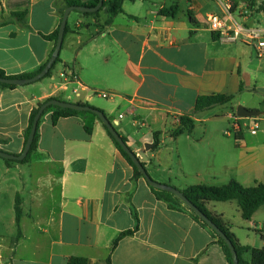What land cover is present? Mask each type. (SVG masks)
I'll use <instances>...</instances> for the list:
<instances>
[{"label": "crops", "instance_id": "1", "mask_svg": "<svg viewBox=\"0 0 264 264\" xmlns=\"http://www.w3.org/2000/svg\"><path fill=\"white\" fill-rule=\"evenodd\" d=\"M69 1L0 0V69L7 76L34 73L48 63L56 43L44 36L60 28ZM175 1L126 0L110 25L106 9L97 18L73 11L52 76L0 87V150L20 155L33 110L57 98L104 111L135 153L154 144L158 134L160 147L147 152L146 169L162 184L183 191L232 180L245 187L264 183V59L251 46L220 41L208 26L210 16H225L229 6L236 17L247 9L248 23L260 24L264 0H177V16H161ZM81 86L78 98L73 92ZM214 94L234 99L195 113L198 98ZM239 105L256 115L239 120L237 139L226 131ZM184 116L193 118L194 130L174 137ZM199 123H205L203 132L194 138ZM4 189L13 196L10 210L19 199L23 216L18 239V231L8 241L0 235V264H68L74 257L107 264L109 256L112 264H230L190 211L170 208L145 178L134 177V168L92 114L54 124L49 113L27 162L0 158V223ZM261 208L245 220L236 201L207 204L244 248L264 247ZM253 226L261 240L252 237ZM136 227L112 251L119 235ZM244 259L250 261L251 254Z\"/></svg>", "mask_w": 264, "mask_h": 264}, {"label": "trees", "instance_id": "2", "mask_svg": "<svg viewBox=\"0 0 264 264\" xmlns=\"http://www.w3.org/2000/svg\"><path fill=\"white\" fill-rule=\"evenodd\" d=\"M126 0H105L103 8L97 12V13H83L84 16L86 17H99L101 12L106 9L108 14H109V20H108V25L113 23V20L115 17L123 13V5ZM130 1H136V0H130ZM255 2V0H253ZM99 3V0H89L87 3H81L80 1L73 0L69 1L68 5L69 6H86V7H95ZM179 4L178 1L176 0L174 5L171 7H165L160 10V15L165 16V17H176L177 14L179 13ZM23 15V14H21ZM60 29V28H59ZM59 29L56 30L52 35L49 36H44L45 39L54 41L57 43L58 41V36H59ZM70 32V27L67 25L66 29V35ZM61 61V55L57 59L56 63L53 65V68L47 75V77H51L53 74V69L55 66ZM46 65L42 66L38 71L34 73H29V74H24L20 76H7L6 73L0 69V77L5 78H31L38 73H40ZM46 77V78H47ZM0 87L2 88H10L14 89L17 88V86L14 85H6V84H1ZM54 99V98H50ZM48 99V100H50ZM57 99V98H56ZM234 97L233 96H225V95H220V94H214L210 96H201L198 98L196 107H195V113H200L206 110H209L215 106H223L230 104L233 101ZM47 100V101H48ZM45 103V102H44ZM40 103L38 105V108H35L31 114L30 117V123L29 127L26 130L25 133V141L27 142L31 128L34 122V118L36 114L38 113L39 108L44 104ZM79 104H85V103H79ZM85 105L91 106L88 103ZM92 107V106H91ZM96 110H100L98 108L92 107ZM102 111V110H100ZM104 112V111H103ZM52 113V121L54 124H57L58 121L62 118H69V117H78L81 115H86V114H92L95 117L99 119V117L94 114L93 112H80L77 110L73 109H64L60 107H49L45 113L43 114L44 118L47 114ZM42 120V119H41ZM40 120V122H41ZM100 120V119H99ZM101 121V120H100ZM40 125V123H39ZM105 126V125H104ZM194 120L191 116H184L181 118V124L180 127H178L172 135L174 137L184 135V134H191L194 130ZM109 136L112 138L114 141L116 147L119 149V151L122 153V155L128 160L130 165L134 168V177L135 178H144V176L140 173V171L137 169L135 164L133 163L132 159L129 157V155L122 149L120 144L116 141L114 136L110 133L108 128L105 126ZM89 130V129H88ZM123 139L125 142L128 143V140L125 136H123ZM237 139H239V134H237ZM38 141H39V127L38 131L36 133L35 140L32 144L31 151L29 155L22 161V162H27L32 153L37 150L38 146ZM1 143V142H0ZM160 139L159 135L155 134L154 135V148L153 150H156L160 147ZM7 163L14 162L12 160H6ZM146 166V164H145ZM152 190L154 191L156 197L164 201L168 204L170 208L173 209H182V210H188L191 212L192 216L200 222L204 227L208 228L213 236L217 239V243L221 246L223 252L226 255V258L230 264H233V257L231 254V251L229 247L227 246L226 242L220 238L216 232H214L201 218H199L188 206H186L179 198H177L175 195L155 189L151 187ZM184 195L187 197V199L194 204L201 212H203L209 219H211L225 234L226 236L233 242L234 246L236 247L238 257H239V262L240 264H264V247L262 248H244L240 245L238 242L236 236L231 232L230 226L223 220L222 216H217L211 213L207 209V204L209 202H229V201H236L241 213L242 217L245 220H251L254 216V214L261 208L264 207V183H257L255 186L252 187H245L241 183L232 180L230 181L227 185L216 187V186H208V185H195V186H190L186 188L185 190L182 191ZM15 214H16V226H17V231H18V237L21 235V220L23 216V212L21 209V202L19 199L16 201V206H15ZM138 228L136 227L133 230H128L123 232L122 234L119 235V237L115 240L112 251L117 247L119 241H121L124 237L128 236H133ZM262 239L264 240V234H262ZM250 253L251 254V260L246 261L244 259V254L245 253ZM68 264H90V261L85 258H71L68 262ZM107 264H112L111 261V256L107 259Z\"/></svg>", "mask_w": 264, "mask_h": 264}, {"label": "water", "instance_id": "3", "mask_svg": "<svg viewBox=\"0 0 264 264\" xmlns=\"http://www.w3.org/2000/svg\"><path fill=\"white\" fill-rule=\"evenodd\" d=\"M105 0H99V3L95 7H86V6H71L69 7L63 15L62 22L59 29V36L58 41L56 43L55 50L44 67V69L38 73L37 75L31 77V78H9L0 77V83L6 84V85H14V86H26L30 84H34L36 82H39L47 77L51 69L53 68V65L56 63L57 59L61 55V51L63 48L64 40H65V34L66 29L68 25L69 16L73 11H78L80 13H97L99 12L104 5ZM60 107L64 109H73L80 112H93L96 114L99 119L103 122V124L108 128L110 133L114 136L116 141L120 144L122 149L129 155V157L132 159L133 163L137 167V169L140 171V173L144 176L147 183L158 190L169 192L173 195H175L177 198H179L186 206H188L199 218H201L214 232L217 233V235L222 238L227 246L229 247L232 257H233V264H240L238 253L236 250V247L234 246L233 242L226 236V234L211 220L209 219L203 212H201L194 204H192L187 197L184 195V193L170 185L162 184L159 182H156L152 179V177L149 175L145 164L148 162V156L147 152L151 151L154 148V144L147 143L145 145V148L143 150L138 151V153H135L129 146L128 143L124 141L123 136L121 132H119L116 129V125L113 124L109 118L106 116L105 112L96 110L92 108L91 106H87L85 104H79L74 103L70 101H63L60 99H50L46 101L38 110V113L36 114L34 118V122L31 128V132L29 135V138L25 144L24 150L20 155H13L10 153H6L4 151L0 150V158H3L5 160H12V161H23L30 153L32 144L35 140L36 133L38 131L40 120L43 117V114L49 107ZM236 114L240 118H252L256 115L255 112L248 110L242 105H239L236 108Z\"/></svg>", "mask_w": 264, "mask_h": 264}, {"label": "built area", "instance_id": "4", "mask_svg": "<svg viewBox=\"0 0 264 264\" xmlns=\"http://www.w3.org/2000/svg\"><path fill=\"white\" fill-rule=\"evenodd\" d=\"M249 11L244 10V13L235 16L232 12V7L227 8L225 16H210L208 18L209 29L218 36V39L224 43H242L254 48L256 55L260 59H264V27L259 25H250L248 23ZM64 78L65 75H62ZM75 79V78H74ZM84 87L76 89L73 93L76 97H82ZM104 99L111 98V95L106 92H95ZM120 118H123L121 115ZM233 123L229 130L226 131L227 136L239 134L242 130V125L239 123L240 117L236 113L232 115ZM258 126L252 129L251 133H257Z\"/></svg>", "mask_w": 264, "mask_h": 264}, {"label": "rangeland", "instance_id": "5", "mask_svg": "<svg viewBox=\"0 0 264 264\" xmlns=\"http://www.w3.org/2000/svg\"><path fill=\"white\" fill-rule=\"evenodd\" d=\"M263 6L261 7L262 9H263ZM260 19H261L260 20L261 22H259L260 24H257V25L264 26L263 18L261 17ZM111 99L112 98H109V99H104L103 98L104 101L111 100ZM116 115H118V113ZM110 119L111 120L113 119V115H110ZM204 125H205V123H199L198 126H200V127L197 130V132L194 134V138H200L201 137ZM244 130H246V129H244ZM231 139L233 140L234 138H231ZM150 170L153 172V169H150ZM153 177H155V179H156L155 180V179L152 178L153 180H155L156 182L161 183L160 180H159V176L153 174ZM2 192L3 193L1 195V197H2L3 203L6 205V208H5V212H4L3 216H2L3 220L0 223V235L2 236L4 241H8L11 237H13V236H15L17 234V227H16L15 224L12 223V218L15 217V211L13 209L10 210V207L12 206L11 202L13 201V198H12L13 196L11 195V193H7V191L5 192V189ZM258 214H259V216H262V214L264 215V207L261 208V211ZM250 232L253 234L252 237L257 236V238L259 240H261V237H260L261 236V232H259V230H257L256 226H253V228L250 230ZM47 253H48V251L45 250L43 252V255L45 256V255H47Z\"/></svg>", "mask_w": 264, "mask_h": 264}]
</instances>
